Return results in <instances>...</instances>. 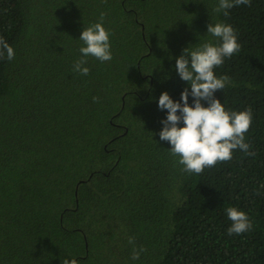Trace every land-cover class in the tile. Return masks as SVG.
Returning <instances> with one entry per match:
<instances>
[{
	"label": "trees",
	"instance_id": "obj_1",
	"mask_svg": "<svg viewBox=\"0 0 264 264\" xmlns=\"http://www.w3.org/2000/svg\"><path fill=\"white\" fill-rule=\"evenodd\" d=\"M217 4L0 0V37L15 52L0 57V264H264V0L227 17ZM101 13L113 58L89 56L84 76L73 71L79 37ZM216 22L241 49L214 70L228 77L214 95L226 110L251 109L255 155L235 150L189 174L159 138L158 100L190 91L176 58L216 42L206 33ZM228 207L252 230L229 236ZM129 237L145 249L137 260Z\"/></svg>",
	"mask_w": 264,
	"mask_h": 264
},
{
	"label": "clouds",
	"instance_id": "obj_2",
	"mask_svg": "<svg viewBox=\"0 0 264 264\" xmlns=\"http://www.w3.org/2000/svg\"><path fill=\"white\" fill-rule=\"evenodd\" d=\"M251 5V0H218L213 11L217 14L229 15L234 6ZM104 13L100 14L99 22L83 28L79 40L80 58L75 61L73 71L87 76L90 69L85 66L89 56L101 63L112 60L110 32L103 26ZM209 37L199 46L185 48L176 58L175 68L181 78L190 85L181 93L180 101H174L167 91L158 100V107L167 110V116L161 121L162 130L159 132L161 141L168 142L171 147L169 154L178 158L181 171L200 175L206 168H213L218 163L231 161L235 150L242 151L246 156H254L250 151L251 145L246 142L245 134L252 124L251 109L243 111L226 110L220 99L214 93L223 90L228 81L227 76H217L215 69L222 66L225 58H231L239 53L241 45L238 42L236 30L230 24L223 22L209 23ZM6 54L7 60L15 58L13 47L0 37V57ZM189 96L193 97L190 105ZM97 98L93 97L95 101ZM203 102H207V106ZM183 126H179L180 122ZM264 187V185H262ZM228 219L231 221L227 228L229 236L241 235L252 230L253 223L248 214L236 207L226 208ZM133 245L132 259H139L143 246L136 249L134 237L128 238ZM62 264H78L76 259L65 258Z\"/></svg>",
	"mask_w": 264,
	"mask_h": 264
}]
</instances>
